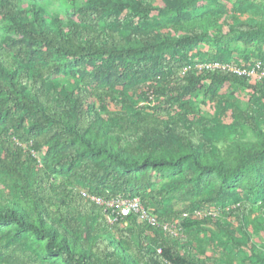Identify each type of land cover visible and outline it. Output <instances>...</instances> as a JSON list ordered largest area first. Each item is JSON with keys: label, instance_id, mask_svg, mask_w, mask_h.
Instances as JSON below:
<instances>
[{"label": "trees", "instance_id": "obj_1", "mask_svg": "<svg viewBox=\"0 0 264 264\" xmlns=\"http://www.w3.org/2000/svg\"><path fill=\"white\" fill-rule=\"evenodd\" d=\"M151 1L88 0L72 10L74 18L62 21L35 6L22 9L19 0H0L5 22L0 34V264H235L227 251L219 258L204 254L203 239H209L204 227L231 235L235 224L246 242L251 229H264V134L254 143L238 138L222 153L191 101L204 82L219 89L244 86L264 97V80L255 87L224 72L184 73L192 63L164 55L205 40L209 24L188 23L190 15H180L169 26L177 33L184 29L185 36L162 39L144 18L177 13L182 2L160 0L164 6L156 9ZM228 29L248 38L264 36V22ZM61 58L79 63L69 91H60L54 79ZM210 61L227 62H203ZM153 85L162 100L147 111L138 107L135 90ZM107 100L115 111H108ZM216 100L221 115L230 111L259 134L264 125L259 99L244 111ZM174 104L181 110L176 116L168 111ZM37 153L44 154L43 165ZM147 170L182 173L186 181L212 174L230 190L242 178L257 197L251 203L233 191L232 207L221 217L202 215L196 206L175 210L146 192ZM60 173L67 183L59 182ZM91 197L139 198L160 223L177 227L181 235L170 236L132 216L111 224V213Z\"/></svg>", "mask_w": 264, "mask_h": 264}, {"label": "rangeland", "instance_id": "obj_2", "mask_svg": "<svg viewBox=\"0 0 264 264\" xmlns=\"http://www.w3.org/2000/svg\"><path fill=\"white\" fill-rule=\"evenodd\" d=\"M87 2L88 0H19L22 9L28 10L30 6H35L50 19L57 18L62 21L74 18L72 10L86 5ZM181 2L182 6L177 13L153 12L144 18L145 23L150 28L156 29L162 39H178L185 36L186 32L181 29L177 33L171 29L170 21L178 19L180 15H190L188 23L204 21L209 24L208 36L192 48L185 49L183 52L174 51L171 54H165V57L182 56L192 64L220 59L227 61L226 63L246 68L252 67L254 63L258 62L264 64V36L256 34L252 38H248L232 33L228 29V26L241 22L247 24L264 22V0H181ZM151 3L156 9H161L164 6L160 0H152ZM3 33H5V22L0 17V34ZM57 63L61 71L54 77L58 83V89L69 91L71 83L74 81L73 74L79 69V63L67 58L57 59ZM262 80L264 78L251 81L250 85L259 87ZM151 84L152 81L147 82V86ZM147 86L136 88L135 101L138 102V107L152 111L162 100L160 97L163 93L156 91L154 85L151 88H147ZM129 94L133 95L132 91H129ZM216 98L227 100L230 105L244 111L256 99H259L264 105V97L256 96L253 90L248 87L230 84L219 89L211 86L210 82H204L202 88L191 98L196 108L201 111L198 119L206 120L207 132L214 138L222 153H225L228 146L238 138L254 143L259 136L264 134V125L256 135L234 120L230 116V111L221 115L219 107L222 104ZM92 103L96 109L100 108V103L96 99ZM106 108L110 112L116 110L109 100L106 102ZM168 111L174 116L181 113L176 104L171 105ZM24 148L27 149L26 146ZM34 157L40 165L44 164L43 153L34 154ZM262 175L264 183V171H262ZM57 179L61 183H67L64 173L58 174ZM145 180L148 185L146 192H151L158 200L161 199L165 204H170L175 210L196 206L202 215L211 214L221 217L224 210L228 211L232 207L231 195L233 191H238L243 200L251 203H254L257 197L253 187L242 178L236 182L234 187L236 190L222 186L212 174L198 175L196 179L186 181L182 173H161L147 170ZM240 185L246 186V189L240 190ZM73 188L84 194L87 193V190L79 185ZM216 195L217 198H215ZM256 209L257 207L254 206L255 211ZM223 221L231 223V219L226 217H223ZM232 228L234 233L230 235L213 226L204 227L202 233L207 234L209 238L208 240L203 239L204 254L208 257L219 258V252L222 250L234 254L235 264H264V229L258 233H254L251 229L248 242H246L237 231L235 224Z\"/></svg>", "mask_w": 264, "mask_h": 264}, {"label": "built area", "instance_id": "obj_3", "mask_svg": "<svg viewBox=\"0 0 264 264\" xmlns=\"http://www.w3.org/2000/svg\"><path fill=\"white\" fill-rule=\"evenodd\" d=\"M194 70L197 73L202 72H224L239 78H247L250 81H256L264 78V64L261 62L254 63L252 67H242L233 63H220L215 61L193 63L184 69V73ZM97 205L103 207L111 213L110 223L117 222L119 218L134 217L137 222L150 228L159 229L173 237H179L180 231L177 227L160 223L156 216L146 210L139 198L121 199L115 198L105 200L91 197Z\"/></svg>", "mask_w": 264, "mask_h": 264}]
</instances>
